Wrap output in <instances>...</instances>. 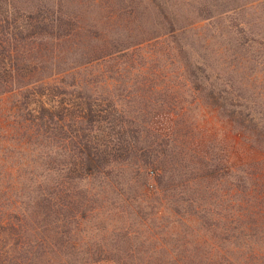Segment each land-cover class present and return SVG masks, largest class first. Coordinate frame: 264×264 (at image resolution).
<instances>
[{"label":"rangeland","instance_id":"obj_1","mask_svg":"<svg viewBox=\"0 0 264 264\" xmlns=\"http://www.w3.org/2000/svg\"><path fill=\"white\" fill-rule=\"evenodd\" d=\"M0 87L16 90L0 95V211L21 222L10 259L178 264L196 238L165 223L144 182L191 177L205 155L237 178L264 170V0H0ZM42 108L54 121L37 133ZM81 136L111 153L103 175L80 173ZM42 200L60 221L47 226ZM94 247L106 254L78 255Z\"/></svg>","mask_w":264,"mask_h":264},{"label":"trees","instance_id":"obj_2","mask_svg":"<svg viewBox=\"0 0 264 264\" xmlns=\"http://www.w3.org/2000/svg\"><path fill=\"white\" fill-rule=\"evenodd\" d=\"M8 74L13 76L12 71ZM14 89L0 87V95L16 91ZM85 107L87 116H94L88 103ZM42 110L49 118L47 120L44 117L38 119L41 125L36 126L37 133L46 122L54 121L50 111L44 108ZM63 121L65 120L62 117L58 123L63 124ZM21 127L29 129V126L25 125ZM80 139L87 152L83 154L84 164L79 168L80 173L90 172L103 175L105 165L102 166L101 161H106L111 153H107L106 150L92 151L90 146H86V143H91V140H86V136H81ZM255 139L257 143L264 140L262 136H256ZM255 147L260 148V146ZM107 162L108 160L105 164ZM198 163L191 177L187 175L188 172L181 171L180 173L179 171L175 174L173 172L177 169L169 171L163 168L153 185L144 182L146 195L160 197V200L165 202L166 206H162L166 217L165 223L176 225L191 238H196V241L192 240L190 244V241L183 237L180 252L185 256L189 253L192 258H185L186 260H181L178 264H264V229L252 223L257 220L253 214L249 213L250 204L252 205L253 201L256 202L258 197L264 196V170L257 166L256 168L246 166L239 170L241 175L238 174L240 178H237L234 168L225 166L219 169L207 155L202 156ZM66 171L63 172L64 176H66ZM56 185L60 188L62 183ZM42 202L39 204L40 215L47 226L51 225L48 220L50 217L60 221L52 209L55 204L50 201L48 203V200H42ZM4 213L0 211V264H16L14 259H10L13 258L12 255L15 254L16 249L13 245L9 247V243L14 240L8 241V239H13L16 235L12 233L15 232L13 220L17 223L21 222L17 214L6 215ZM251 217L252 221L248 222L247 218ZM71 221L76 225L79 224L76 217H72ZM10 227L11 232H9ZM199 232L202 233L203 242L200 241ZM74 233V231L67 232L68 237L75 239ZM193 242H201V244ZM105 252L104 248L94 247L86 250L79 249L78 255L93 258L106 254ZM98 261L97 258L95 260L79 259L66 264H103ZM115 264L162 263L142 261Z\"/></svg>","mask_w":264,"mask_h":264}]
</instances>
